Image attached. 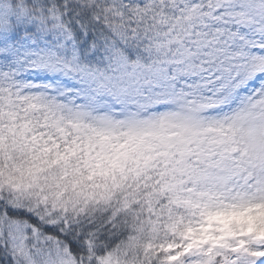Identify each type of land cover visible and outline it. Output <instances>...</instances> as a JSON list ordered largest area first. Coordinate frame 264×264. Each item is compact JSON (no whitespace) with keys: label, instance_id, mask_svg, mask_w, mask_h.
Here are the masks:
<instances>
[{"label":"snow or ice","instance_id":"obj_1","mask_svg":"<svg viewBox=\"0 0 264 264\" xmlns=\"http://www.w3.org/2000/svg\"><path fill=\"white\" fill-rule=\"evenodd\" d=\"M0 264H264V0H0Z\"/></svg>","mask_w":264,"mask_h":264}]
</instances>
